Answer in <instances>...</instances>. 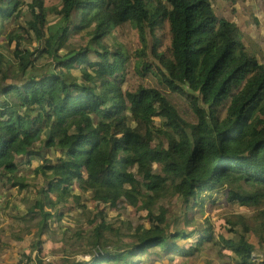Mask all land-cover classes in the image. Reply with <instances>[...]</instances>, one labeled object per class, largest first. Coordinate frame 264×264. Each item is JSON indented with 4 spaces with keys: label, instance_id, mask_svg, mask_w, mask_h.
I'll list each match as a JSON object with an SVG mask.
<instances>
[{
    "label": "trees",
    "instance_id": "trees-1",
    "mask_svg": "<svg viewBox=\"0 0 264 264\" xmlns=\"http://www.w3.org/2000/svg\"><path fill=\"white\" fill-rule=\"evenodd\" d=\"M58 2L0 0V263L264 264L261 45L219 0Z\"/></svg>",
    "mask_w": 264,
    "mask_h": 264
},
{
    "label": "rangeland",
    "instance_id": "rangeland-1",
    "mask_svg": "<svg viewBox=\"0 0 264 264\" xmlns=\"http://www.w3.org/2000/svg\"><path fill=\"white\" fill-rule=\"evenodd\" d=\"M219 2H220V6L218 8H219L220 14L226 15V16H228V18H231V19H236L241 24H244L245 25L244 30L246 32H248L255 40H257V42L261 45V47L264 51V0H248L245 3V5L249 7V3L252 2L250 4V8H249V12L251 13V16L247 15V18H244L241 10L237 13L231 12L232 6L228 7L221 0H219ZM58 4H59L58 0H46V5L48 7L56 6ZM54 17H55V14L52 11H50L49 12V18L51 19ZM254 17H257L258 21H256V20L251 21V19ZM32 19H33L32 14L28 13L26 16V20H32ZM248 21H250L249 23H251V24H249ZM59 25H60V21L53 22L52 23V32H55V30L58 28ZM34 166H33V168H34ZM31 171L33 172V170H31ZM31 192H33V189H29L27 191L25 190L20 194V198L29 197V199L31 200V203L28 202L27 200L26 201L23 200V201L17 203V205L20 204L19 210L21 212H27V205H28V207L31 206V204L34 202V200L38 198V195H32V194H30ZM221 195H223V194L221 193L219 196H221ZM12 196H13V192H5V193L0 194V199L2 200V202H5L6 199L11 200ZM180 200H181V198H178L175 202H173L172 205L170 206V209L176 208V206H177L178 202H180ZM263 208H264V206H263ZM179 211H180V213L178 215L180 216L183 209L181 208V210H179ZM258 211H259V208H245L244 207V208L238 209V211H236V212L237 213L240 212V214L250 216V215L256 214ZM114 212L115 211L112 210V212L109 214V216H111ZM206 212H207V216H210V217H212L213 215H216V219H219L220 221L222 220L223 216L226 213L220 208V206L214 207L210 203L206 204ZM75 218H77V215H75ZM64 224H65V222L63 223V225ZM25 225L28 227H30V226L36 227V220L33 217V214L30 212L26 215H23V219L17 221V224L14 225V227L25 226ZM186 227H187L186 223L182 224V228H186ZM197 238H199V235ZM127 242L129 243L131 241H127ZM80 243H86V240H81V242H79V244ZM124 250L127 251L128 248L124 249ZM36 252H38V250H32L31 249L27 254L31 255V254H34ZM101 253H102V251L92 253L91 254L92 259L94 257L100 255ZM79 254H82V253H79ZM79 254H77V255H79ZM77 255H74L72 260H74ZM24 257L25 256H21L20 260L23 259ZM86 257H87V255H86ZM83 259H88V258H85L83 256ZM128 259L135 260L130 256L128 257ZM156 264H159V263H156Z\"/></svg>",
    "mask_w": 264,
    "mask_h": 264
},
{
    "label": "built area",
    "instance_id": "built-area-1",
    "mask_svg": "<svg viewBox=\"0 0 264 264\" xmlns=\"http://www.w3.org/2000/svg\"><path fill=\"white\" fill-rule=\"evenodd\" d=\"M55 257H48L46 256L43 260L46 261V260H51ZM40 255H38V252L34 253V254H28V256H25L23 259H21V261L19 262V264H39L40 262ZM43 261V262H44Z\"/></svg>",
    "mask_w": 264,
    "mask_h": 264
},
{
    "label": "crops",
    "instance_id": "crops-1",
    "mask_svg": "<svg viewBox=\"0 0 264 264\" xmlns=\"http://www.w3.org/2000/svg\"><path fill=\"white\" fill-rule=\"evenodd\" d=\"M5 233L7 234V238H10V236H8V233H9V232L5 231ZM48 236H50V234H49ZM82 244H84V243H82ZM30 250H31L30 248H27L26 252L28 253ZM49 250H50V248L47 249V252H49ZM49 253H50V252H49ZM46 256H48L49 258H50V257H55V258H53V259H51V260L54 261L55 259H57L56 263H59V261L61 260V259H59V258H61V257H60V256H57V254L53 255V254L51 253V254H48V255H46ZM81 260H82V259H81ZM86 261H88V264H91V262H92L93 260H86ZM0 264H2V263H0ZM46 264H47V263H46Z\"/></svg>",
    "mask_w": 264,
    "mask_h": 264
},
{
    "label": "clouds",
    "instance_id": "clouds-1",
    "mask_svg": "<svg viewBox=\"0 0 264 264\" xmlns=\"http://www.w3.org/2000/svg\"><path fill=\"white\" fill-rule=\"evenodd\" d=\"M6 201H7V199L5 200V202H3V204H5L6 203ZM87 255V257H85V258H88V259H83V257H80V259H83V260H94V258L92 259V257H91V254H89V253H86L84 256H86Z\"/></svg>",
    "mask_w": 264,
    "mask_h": 264
},
{
    "label": "bare ground",
    "instance_id": "bare-ground-1",
    "mask_svg": "<svg viewBox=\"0 0 264 264\" xmlns=\"http://www.w3.org/2000/svg\"><path fill=\"white\" fill-rule=\"evenodd\" d=\"M83 257V256H82ZM84 257H86V256H84Z\"/></svg>",
    "mask_w": 264,
    "mask_h": 264
}]
</instances>
